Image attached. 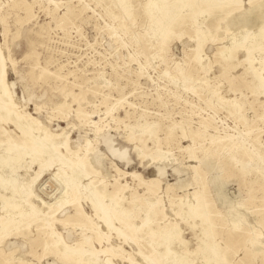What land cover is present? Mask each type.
<instances>
[{"label": "rangeland", "instance_id": "374dc122", "mask_svg": "<svg viewBox=\"0 0 264 264\" xmlns=\"http://www.w3.org/2000/svg\"><path fill=\"white\" fill-rule=\"evenodd\" d=\"M148 2L0 0V98L11 102L6 88L16 111L8 116L0 109V160L15 153L12 169L0 163V178L11 174L15 180L13 195L0 194V215L35 209L66 241L82 240V247L102 252L99 258L82 255L81 264H148L139 248L158 264H175L173 258L185 250L179 264H217L209 249L194 253L204 231L212 232L209 246L222 248V264H264V0H161L152 10ZM248 10L256 17L229 25ZM243 42L251 46L248 51ZM81 91L73 100L71 93ZM62 102L69 106L64 114L54 108ZM17 115L23 117L19 126ZM37 120L46 128L37 130ZM145 121L155 139L129 129ZM93 122L102 126L100 132ZM62 129L69 132L68 152L63 135L53 136L38 154L21 147L28 131L37 143ZM155 141L171 159L161 174L157 167L163 165L151 158ZM114 150L126 151L127 160L117 159ZM90 152L98 159L87 164L86 175L76 159ZM90 180L106 193L116 190L129 216L114 224L137 226L136 241L101 221L90 202L97 197ZM192 193L204 202L201 219L186 215ZM70 195L74 204L46 213L42 201L54 205ZM147 200H159L155 208L162 212L154 213ZM7 202L16 207L6 209ZM79 206L99 224L101 235L83 230L67 238L72 229L57 218L74 215ZM233 219H241L237 227ZM18 226L0 231L1 255L14 264L20 258L69 264L54 254L38 259L45 234L35 222Z\"/></svg>", "mask_w": 264, "mask_h": 264}, {"label": "bare ground", "instance_id": "6f19581e", "mask_svg": "<svg viewBox=\"0 0 264 264\" xmlns=\"http://www.w3.org/2000/svg\"><path fill=\"white\" fill-rule=\"evenodd\" d=\"M160 1L161 0H149V2L146 5L147 9L148 10H152L156 6H159L160 5ZM214 4L215 3L212 2L209 5V10H210V7L212 8L214 6ZM210 14L213 15L214 13H210ZM255 17H256V13L251 12V10H248V11H244L240 15L239 18H234L233 20L229 21L228 23H229V25H233L235 23H242V25H245L246 22L250 21L251 19H253ZM179 22H182V19H181V21L179 20ZM260 32H261V37L262 36L264 37V28L263 27L261 28ZM256 33H258V32H256ZM232 42H233L232 43V45H233L234 41H232ZM244 42L241 43V44L244 45ZM250 43H252V42H250ZM250 47H251L250 45H244V48H245L246 51H248L250 49ZM246 60H248V61L250 60L248 53H247V56H246ZM257 62H258V60H257ZM262 69H264V68H262ZM260 71H261V69H260ZM258 74L261 76V73H258ZM260 87L264 89V79L262 77H261V80H260ZM56 91H59V90L56 89ZM3 93L10 97V101L11 102L10 103H5L0 98V109L2 111V114H7L8 115L9 114V110H12L13 112H16L15 109L13 108V106H12V99H11V96H10V92L6 88H4ZM71 94H72L73 100H79L80 96L83 94V92L81 91L78 95H75L74 93H71ZM54 108L58 111V113L64 114L65 110H67L69 108V106L67 105L66 102H62V103L56 105ZM76 113H77V115H81L83 113V110H82V108L80 106H78L76 108ZM104 113L106 115L110 113V108L108 106L106 107ZM17 116H18V119H14L13 118V120H14V123L19 126L20 125V120L23 119V117H21L20 115H17ZM37 124L39 126L37 128V130H42V129L46 128V127H42L43 124H42L41 121L37 120ZM93 124L96 127V132H100L101 129H102V126L100 127L99 125H97L98 122H93ZM135 127L138 128V136H139V138H141L144 135L145 136L147 135L151 139H155L154 138L155 134H154L153 131H151L150 123H148L147 121H145L143 123H140V124H137L135 126H129V129L132 130ZM62 130L63 131L59 132V133L46 134V141H41V142L37 141V143L34 140V134L31 131H28V132L25 131L26 133H24V135L26 136V138H23L20 141L21 147H23V148L28 147L29 151L31 152L32 155L38 154V153H41L42 151H44L46 145H51L52 142H49V140L52 139L53 136H55V135L56 136L63 135L62 146H64V148L68 152L70 150L69 132L65 131L66 129L65 130L62 129ZM153 143L158 148L156 149L155 152H153L151 154V158L155 162L159 163L160 165H163L166 162H170L171 159L169 158V152L168 151H161V149H159V145L156 143V141L153 142ZM106 144H107V146H111V140L110 139L106 140ZM232 147L233 148H238V145H232ZM229 149H230V147L228 145H225V150L229 151ZM10 150L12 151L11 152V154H12L14 150H12V149H10ZM73 153L75 155H77L78 151H75ZM114 153H115V156H116L117 159L119 158L120 160H124V161L127 160L126 151L114 150ZM13 154H14V157H13V155L9 156V157L7 156L6 159L0 160V163L3 164V167H6L7 169H12L14 167L15 153H13ZM231 157H232V155H231ZM100 158H102V157H100ZM92 159H98V156H97L96 153L93 154L92 152H90L89 157L88 156L86 158L85 157H81V158L78 157L76 159V160H80L81 161V166L84 168L86 175H89V173L91 172V170L88 169V168L86 169V167H87V164L91 163ZM72 161H73V159H72ZM73 162L75 163V161H73ZM91 166L93 167V165H91ZM157 169H158V172L161 174L163 172L164 165L163 166H158ZM262 172H261V174L264 176V171H262ZM131 175L134 178H137V179L140 180V177H139L138 174L131 173ZM14 182H15L14 177H12L11 174L8 175V176H5V177H1L0 178V194L5 192V191H8V193L10 195H13L15 193ZM212 182L213 183L216 182L215 183L216 190H217V194H219V189L221 188V185L217 181L216 176H214L212 178ZM89 185H92V187H94V194L97 196L95 199H91L90 202L92 204V207L96 211H100L101 216H99V218L101 219V221H103L109 227V229H116L119 234L127 237L128 239L136 241L137 239L135 238L134 231L137 228V226H135L133 224H129V225H126L124 227L125 229H120V228H117L115 226V224H114L113 220L115 218L118 221H122L123 219L126 218L125 215L129 216L127 211L124 210L121 205H119L118 197L115 195L116 190H113L110 193H106L104 189H100L99 186L97 187L96 185H94V181L93 180H90ZM184 185H188V184H184ZM184 185H182V186H184ZM79 186H80L79 183L75 185V187H76V189L78 191H80ZM64 190H65L64 194L69 195V191L71 190V186H68V184H66L65 187H64ZM147 190L149 192H153L150 187H148ZM30 195L31 194H29L28 196H30ZM106 196L109 199V201H108V203L105 204L101 200L104 199ZM184 199L185 198H182V200H184ZM29 200H30V198L28 199V202H29ZM58 201H56L54 205L47 204L44 201H42L43 205L47 208L45 210L46 213H49L52 216L54 213L58 212L64 205H72V204H74L76 199L73 197V195H70V196H66V198H64L62 200H58ZM158 202H159V200H155V201H148L147 200L146 201V203L148 204V207L150 209L154 210V213H156V214H158V213L160 214L162 212V210H163L162 208L161 209L158 208V207L155 208V206L157 205ZM187 205L189 207V212H187V214H186L187 217L200 218V219L202 218L204 202H203V200L201 198H199V196H197V195L192 193V198H190V196H189ZM5 206H6V209L7 208L11 209V208H15L16 207V205H14L11 202H7V204ZM175 207L176 206L173 205L172 209H175ZM114 208L117 209V210H115ZM34 210L35 209H32V212H29L28 215H25L21 210H19L13 216H10V213H8V210H6L5 214L0 215V231H1V233H3V232L7 233L11 228H13V229L15 228L16 230H18L19 229L18 225L20 223H21V225L28 226L30 222H35V223H37V228L39 229V231H43V233L46 236L45 237L46 240L42 239L43 251H42L41 254L37 255L38 259H41L45 255L48 256L50 254H52V255L54 254V255H56V260H62V261L66 262V263H69V264H81L80 257L82 255H92V257L94 256L96 258H99L101 256V253H102L101 251H96L94 249H90V248L87 249V248L82 247L83 243H84V242H82V240L79 241L78 239H74L72 242H71V240H70V242L66 241V239H64L62 234H59V233H57L55 231V228L53 227L54 224H53V222L50 219H48L45 215L42 216L41 214L38 213V211H37V215H36L35 213H33ZM37 210H38V207H37ZM109 210L110 211L113 210V212H109ZM180 217H181V214H180ZM23 221H24V224H22ZM57 221L60 222L66 228H67V225H69L68 227H70L72 229V233L69 230L67 231L68 232L67 238H71V235H73V233H80L81 235H83L84 234L83 230L96 232V233H98V235L102 234V232L100 233L101 229H100L99 224L98 223L96 224L91 219V217L89 215H87L86 212L83 210V208L80 207V206L77 207V209L75 210L74 215H70V216L67 215L66 218H64V219L57 218ZM240 222H241V219H233V223H234V225L236 227H237V225ZM124 230L129 231L130 234H126ZM212 238H213L212 237V232L209 233L208 231H204L203 239H201L200 242L198 243L197 248L194 251V253L197 254V253H199V252H201L203 250L209 249L210 252H212L213 259L217 260V264H222L221 260H223V261L225 260L224 257H221L222 248H220L219 245L214 243V242L211 243L212 246H209V242H212ZM107 245H108L107 246L108 248H112V244L110 242H108ZM58 246H62L63 247V251H59L58 252ZM168 251H169V249H168ZM186 251L187 250L182 251V255H179V256L177 255L176 257L178 259L175 260V258H173L174 261H175V264H179V262H180L179 258H183V257L186 256ZM138 252H139L140 255H142V257L145 259V261L148 264H150V263L151 264H158L155 261L153 262V260L150 259L149 256L146 255L145 252L141 250V248H139ZM218 253L220 254V258H219V256H217ZM0 258H1L0 259V264H14L12 262V260L8 259L7 257H4L1 254H0ZM106 263H108V260L106 261ZM18 264H31V263L28 260H23L22 258H20V259H18ZM46 264H57V262L56 261H52L50 263L47 262ZM89 264H97V261L96 260L89 261Z\"/></svg>", "mask_w": 264, "mask_h": 264}]
</instances>
